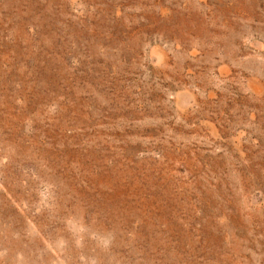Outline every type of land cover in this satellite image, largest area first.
Instances as JSON below:
<instances>
[{"label": "rangeland", "instance_id": "rangeland-1", "mask_svg": "<svg viewBox=\"0 0 264 264\" xmlns=\"http://www.w3.org/2000/svg\"><path fill=\"white\" fill-rule=\"evenodd\" d=\"M0 264H264V0H0Z\"/></svg>", "mask_w": 264, "mask_h": 264}]
</instances>
